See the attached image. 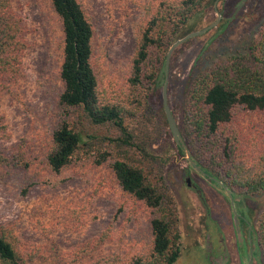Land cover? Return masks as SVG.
Listing matches in <instances>:
<instances>
[{
    "label": "rangeland",
    "instance_id": "obj_1",
    "mask_svg": "<svg viewBox=\"0 0 264 264\" xmlns=\"http://www.w3.org/2000/svg\"><path fill=\"white\" fill-rule=\"evenodd\" d=\"M79 1L95 29L93 66L101 99L132 111V125L140 124L143 116L149 121L150 153L160 159L159 170L178 206L181 255L175 264H250L251 257V264H264L257 234L264 193L239 195L256 233L250 256L239 241V257L236 216L246 217L238 204L231 206L227 191L195 168L179 148L162 95L167 77L169 105L181 131L192 84L218 60L244 53L259 37L264 0H216L206 7L186 33L209 29L172 52L166 76L167 55L180 39L172 43L157 85L146 82L139 88L130 84L131 65L149 0ZM12 9L23 19L27 48L22 77L0 81V115L7 125L0 154H20L30 169L7 175L0 168V227L14 231L23 254L32 258L28 264H131L147 256L152 212L123 191L110 162L98 163L100 152L81 150L60 174L48 168L53 133L69 113L60 105L62 22L52 0H12ZM226 131L237 144L238 159L252 166L264 152V111L236 107ZM26 186L28 192L23 193Z\"/></svg>",
    "mask_w": 264,
    "mask_h": 264
},
{
    "label": "trees",
    "instance_id": "obj_2",
    "mask_svg": "<svg viewBox=\"0 0 264 264\" xmlns=\"http://www.w3.org/2000/svg\"><path fill=\"white\" fill-rule=\"evenodd\" d=\"M215 1L147 2L132 59V87L146 82L157 85L170 45L185 37L190 21ZM52 4L64 35L60 105L69 113L53 133L46 164L52 173L60 174L81 150L100 152L98 163L110 162L123 191L152 212L151 251L131 264H175L181 255L178 206L159 170L160 159L150 153L153 137L149 121L143 116L144 126L141 120L132 125V111L101 99L93 66L95 29L80 1L52 0ZM23 35L24 22L13 11L12 0H0V81L22 77V57L27 48ZM238 106L264 111V29L244 53L218 60L196 78L181 130L192 160L206 176L221 181L233 195L263 194L264 152L247 166L238 159L237 144L226 131ZM103 129L108 132L98 135ZM6 135L7 125L0 115V138ZM178 146L185 153L183 146ZM0 168L12 175L29 171L30 164L20 154L10 152L0 154ZM257 234L264 252V215ZM29 259L14 231L0 227V264H28Z\"/></svg>",
    "mask_w": 264,
    "mask_h": 264
},
{
    "label": "water",
    "instance_id": "obj_3",
    "mask_svg": "<svg viewBox=\"0 0 264 264\" xmlns=\"http://www.w3.org/2000/svg\"><path fill=\"white\" fill-rule=\"evenodd\" d=\"M219 20H220V18H219ZM219 20H218V21H219ZM208 29H209V28H208ZM208 29H205V30H202V31H199V32H194V33L188 34L187 36H185L184 38H182V39L176 41V42L172 45V47L170 48L169 53H168V55H167V59H166V76L168 75V64H169V60H170V57H171V55H172V52H173L177 47H179V46L182 45L184 42H186L187 40L202 35V34H203L204 32H206ZM167 90H168V79H167V77H166V82H165V84H164V86H163V93H162V95H163V101H164V110H165V113H166V117H167L168 124H169L170 129H171V132H172V134H173V136H174V138H175V140H176V143H177L178 145L183 146L185 152H187V154H188V159H189L190 163H191L193 166H195L197 169L200 170V168L197 167L196 164H195V162L192 160V158H191V154H190V152L188 151V148H187L186 144L184 143V140H183V137H182L181 131H180V129H179L178 123H177L176 119L174 118V115H173V113H172V111H171V108H170V105H169V101H168V92H167ZM210 180L212 181V179H210ZM214 181L218 182V184H220V185L223 187V184H222V183H220L219 181H217V180H215V179H214ZM188 185H190V182H189V181H188ZM225 189H226L227 193L230 194V191H229L227 188H225Z\"/></svg>",
    "mask_w": 264,
    "mask_h": 264
},
{
    "label": "flooded vegetation",
    "instance_id": "obj_4",
    "mask_svg": "<svg viewBox=\"0 0 264 264\" xmlns=\"http://www.w3.org/2000/svg\"><path fill=\"white\" fill-rule=\"evenodd\" d=\"M223 189L226 191V189L224 187H223ZM228 195H229L230 200H231V206L234 205V204H238V206H240V209L243 212L244 216L246 217V221H245V218H241L239 216H236L237 224L239 225V228H238V225L236 226V236L238 237V240H237L236 244H237V251H238V243H239V241H241L242 244L245 245V247H246V249H245L246 250V256H247L250 253V250L254 251L253 246H254V244L256 242V236H255L256 233H255V230H254L255 228L250 223L246 212H244L242 210V209L245 208V201L243 199H241L240 196L233 195L231 193V191H230V194L228 193ZM244 228H245V230H244ZM244 233H245V237H244ZM237 255L239 256V251L237 252ZM249 256H250V254H249ZM251 258H249L250 264H251Z\"/></svg>",
    "mask_w": 264,
    "mask_h": 264
}]
</instances>
